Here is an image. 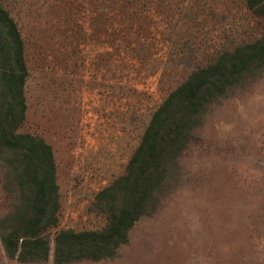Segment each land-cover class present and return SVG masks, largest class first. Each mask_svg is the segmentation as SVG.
Masks as SVG:
<instances>
[{
    "label": "rangeland",
    "instance_id": "rangeland-1",
    "mask_svg": "<svg viewBox=\"0 0 264 264\" xmlns=\"http://www.w3.org/2000/svg\"><path fill=\"white\" fill-rule=\"evenodd\" d=\"M0 6L17 25L27 71L17 131L50 145L59 195L58 223L45 231L48 259L19 262L0 240V264H55L56 231L104 227L95 196L125 172L152 112L194 69L264 34V15L245 0ZM113 7L120 16L111 13L109 23ZM3 180L0 164V217L13 201ZM153 202L113 256L64 264H264V69L207 106Z\"/></svg>",
    "mask_w": 264,
    "mask_h": 264
},
{
    "label": "trees",
    "instance_id": "trees-1",
    "mask_svg": "<svg viewBox=\"0 0 264 264\" xmlns=\"http://www.w3.org/2000/svg\"><path fill=\"white\" fill-rule=\"evenodd\" d=\"M245 2L264 15V0ZM116 10L108 9L109 23L112 14L120 16ZM135 15L127 16L132 19ZM113 29L109 28V35ZM263 69L264 34L224 51L215 62L194 69L172 89L152 112L125 172L95 196L96 204L107 213L106 225L95 230L56 231L53 262L113 256L127 241L134 223L155 207L153 198L163 182L166 164L187 147L207 106L224 97L247 72ZM26 75L22 38L15 21L0 6V164L3 187L13 196L8 211L0 217V240L7 257L43 262L50 253L45 231L58 223L59 195L50 145L36 135L17 131L26 108Z\"/></svg>",
    "mask_w": 264,
    "mask_h": 264
}]
</instances>
